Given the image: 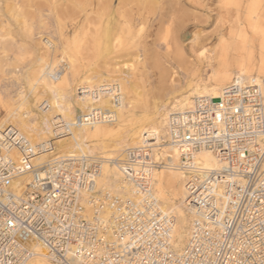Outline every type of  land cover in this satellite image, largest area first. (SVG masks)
<instances>
[{"label":"built area","instance_id":"obj_1","mask_svg":"<svg viewBox=\"0 0 264 264\" xmlns=\"http://www.w3.org/2000/svg\"><path fill=\"white\" fill-rule=\"evenodd\" d=\"M187 112L184 123L173 115L168 124L175 168L192 169L203 150L222 167L205 179L184 178L192 219L183 249L174 248L175 219L160 209L149 172L171 167L167 161L147 160L153 164L140 171L121 164L132 198L101 192L97 158L33 167L25 139L7 126L0 132V264L41 256L50 264H264V77L237 75L219 98H196ZM17 145L26 156L15 162ZM25 175L19 193L14 181Z\"/></svg>","mask_w":264,"mask_h":264},{"label":"rangeland","instance_id":"obj_2","mask_svg":"<svg viewBox=\"0 0 264 264\" xmlns=\"http://www.w3.org/2000/svg\"><path fill=\"white\" fill-rule=\"evenodd\" d=\"M123 1L128 4L121 3ZM131 1L135 3L134 0ZM131 1L0 0V121L6 117L8 107L17 105L21 91L27 98L26 105L35 115L30 117L34 127L42 113L49 109V106L44 108L48 103V94L38 82L36 74L44 49L39 41L40 36L46 38L50 35L59 40L63 35L72 49L79 48L78 55L85 56L75 70L71 71L73 75L70 77V85L66 84L65 80L61 86L76 111L80 125L82 119L90 117L78 108L81 102L94 97L98 99L99 104L106 106L111 98L123 99L127 104L134 101L130 117L126 118V124H122L120 132L140 125L143 116L153 111L155 103H168L165 113L173 112L171 101L180 99L189 90L195 65L191 48L201 43V39L207 38L206 43H203L205 57L215 68H218L222 61H226L234 72L236 61L240 56H246V49L254 52L256 62L260 59V43L264 39V0H258L255 15L250 20L247 19L246 8L251 0H233L234 4L238 2L235 5H230L225 0H137L136 7L132 6L134 3ZM154 2L159 3L153 4ZM146 6L148 7L145 11L143 9ZM190 16L192 20L187 21ZM20 22H26L24 27ZM197 25L199 27H195ZM241 31L243 33H240ZM195 33L196 41L193 39ZM183 35H187V38L182 39ZM221 39L227 40L223 47L220 45ZM242 41L247 43L242 44ZM103 44H106L107 48ZM201 50L202 48L198 47V51ZM180 51L184 60L177 62L174 58ZM104 53H107L108 58H123L117 60L118 62L95 59ZM139 55L141 62L134 63L133 60ZM207 61L204 60L206 63ZM61 68L57 72L59 77L64 68L67 69L64 74L69 72L65 62L63 69ZM203 70V77L211 74V69L205 67ZM168 124L169 118L166 119L165 132L161 134L165 143L161 145L170 146ZM161 153V148L155 151L158 157L154 161L158 164L164 161ZM89 156L100 157L93 154ZM186 214L190 221L188 209Z\"/></svg>","mask_w":264,"mask_h":264},{"label":"bare ground","instance_id":"obj_3","mask_svg":"<svg viewBox=\"0 0 264 264\" xmlns=\"http://www.w3.org/2000/svg\"><path fill=\"white\" fill-rule=\"evenodd\" d=\"M134 1L138 4V2H136L137 0ZM232 1L233 0H225V2L230 3V5L233 3ZM121 3L125 5L128 4V2L126 1H123ZM135 3L132 6L135 5L136 7ZM155 3L156 2H154L153 4ZM221 5L223 4L221 3ZM178 6H176V8ZM257 6L258 0H251L250 4L246 8L248 9L247 19L250 20V18L255 15ZM147 7L148 6H146L143 10L146 11ZM178 8H180V6ZM140 9L141 8H139V10ZM142 14H144V11L142 12ZM186 20L191 21V16ZM144 21H146V19ZM20 23V25H23L24 27L26 22ZM195 27L199 26L197 25ZM240 33L243 32L241 31ZM242 36L245 37V35L243 34ZM195 37L197 38L196 33L193 38L194 40L196 39ZM186 38L187 35L182 36V39ZM39 39V41H41L42 48L44 47V49L43 53H41V56L39 55V65L36 74L38 77V82L43 85V88L48 94V99H46L48 103L44 105V108H47L49 106V109L46 112L42 113V117L39 118V122L37 121V125L34 127L31 124L32 122L30 120V117H35V115L31 110H29V107L26 105L27 98L21 91L20 100L18 101L17 105L8 107L6 117H4L2 121H0V132H2V130H4V128H6L7 126H11L17 129V131L22 135V138H24L27 143L26 149H31L28 153L32 154L29 160L32 162L33 167L40 166L43 163L52 165L53 163L61 159L64 161L80 160L87 159V156H89L90 154L96 156L100 155V157L98 156L96 158L101 162V173L95 179L94 185L99 190H101V192H104L105 190H112L120 192L122 195H125L129 198H132V189L130 185H126L123 183V174L126 172V170L121 167V164L126 161L127 164H130L132 166V171L147 170L148 168L145 167H151V165L153 164L152 162L147 161V159L157 160L158 155L155 154V151L158 150V148L159 150L161 148V156L164 158V161L166 160L171 165V167L163 168L164 170H156L154 168L152 170H149V172L152 173L151 178L154 197L159 202L160 209L163 210V212L169 213L174 217V248L176 251H180L181 249H183L189 237L190 223L189 217L186 214V198L188 190L185 186L184 178L187 174H190L192 172L196 173L199 178L205 179L210 172L221 168L222 164H220L216 160L215 156L210 150H203L196 156L195 164L192 169H176L175 166L179 161V152L171 145H161V143H165V141L162 140L161 134H164L165 132L166 119L169 118L170 120L174 115V118L172 119L178 120V122L182 124L187 118L186 114L190 113L187 112V110L193 107L194 100L196 98H219L223 88L230 84L234 77L237 75H258V77L264 75V39H262L260 43L259 61L256 62V57L253 51L245 48L247 50V54L244 57L239 55L240 57L236 61V68L234 72L230 70V65H228V62L226 61H222L218 68L212 66V62L205 57V45L203 43L205 42V40H207V38L201 39V43L196 42V46L193 45L191 48V53L195 59V65L191 73L189 90L187 93H184V95L180 99L171 101L170 106H172L171 110L173 112L168 114L165 113L168 103H155L153 111L143 116V118L140 120V125H134V127L127 129L124 132H120L119 129L125 122L126 118L130 117V111L134 108L135 105L134 101L132 100L127 104V102H125L123 99L111 98L108 100V105L106 106L99 104L98 99H95L94 97L89 101L81 102L78 104V108L81 110V112L85 113L84 115H89L90 117H87V119H82V124L80 125L78 122L76 111L74 110L72 103L67 100L65 89H63L61 86L64 84L65 80H67L66 84L70 85V77L73 75L71 71L75 70L77 65H79V63L85 58V56L82 57L78 55L79 48L75 50L72 49L69 43L64 39L63 35L59 40H56L50 35H47L46 38H42L40 36ZM104 40L106 43V39ZM246 43V41H242V44ZM226 44L227 40H220V45L222 47ZM198 47L202 48L200 52L198 51ZM105 48L107 47L105 46ZM169 56L167 57L168 61H170ZM5 57L7 56L5 55ZM203 57L205 58L203 59ZM93 58L94 57H92V59ZM121 58H108L107 53H104L103 55L98 56L95 59L103 61L105 59L117 61L121 60ZM174 60H177V62H181L182 60H184L183 53L180 51L178 56H176ZM204 60H208L207 63L204 62ZM133 61L134 63H140V55L137 56ZM64 62L69 67V72H67L66 74L64 73L67 69H63ZM127 65L124 66L127 67ZM60 67H62L61 69H63V74L61 75V77H59L57 73L58 71H60ZM205 67L211 69V74L208 73L207 77H203V69ZM35 90V87H33V91ZM119 92H121V90H119ZM40 103L43 104L42 100H40ZM36 106L38 107V104ZM106 114L111 115L108 116ZM57 116H60L61 118H55ZM115 126L118 127V129H115ZM65 133L67 134L66 136L59 137L60 135ZM55 145L57 146V148L55 147ZM56 149L57 152L54 153ZM149 149H151V151L147 152L146 150ZM129 151L132 152L129 153ZM25 153V150L21 148V146L17 145L16 150H13L11 155L13 157V160L15 162H18L21 159V155L26 156ZM122 159L123 161L121 162ZM134 173L135 172L131 174ZM21 180H23L24 182H28L29 177L25 175L14 181V187L19 193H23L25 191V185L22 184ZM82 195L84 197L82 201L83 206L85 207L86 212L89 213L90 206L86 202L87 194L83 192ZM103 211L107 212L108 210L104 208ZM188 212L191 215V212L189 210ZM191 219L192 217L190 218V220ZM37 251L43 254V252L38 247ZM30 264L50 263L43 256H41L32 260Z\"/></svg>","mask_w":264,"mask_h":264}]
</instances>
